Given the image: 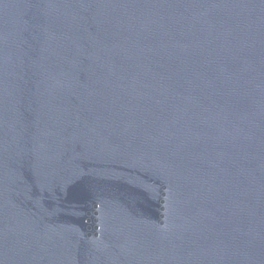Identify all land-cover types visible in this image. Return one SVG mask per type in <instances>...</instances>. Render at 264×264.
Returning a JSON list of instances; mask_svg holds the SVG:
<instances>
[{"label":"water","instance_id":"water-1","mask_svg":"<svg viewBox=\"0 0 264 264\" xmlns=\"http://www.w3.org/2000/svg\"><path fill=\"white\" fill-rule=\"evenodd\" d=\"M0 264H264V0H0Z\"/></svg>","mask_w":264,"mask_h":264}]
</instances>
